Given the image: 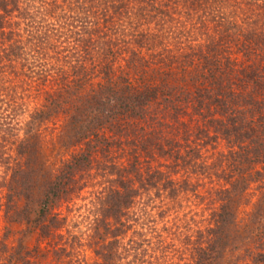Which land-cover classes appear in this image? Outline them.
<instances>
[{"label":"trees","instance_id":"16d2710c","mask_svg":"<svg viewBox=\"0 0 264 264\" xmlns=\"http://www.w3.org/2000/svg\"><path fill=\"white\" fill-rule=\"evenodd\" d=\"M50 15L56 24L49 23ZM180 31L189 67L185 72L201 70L206 80L202 89L189 77L188 91L174 92L175 85L167 84L180 69ZM65 91L85 92L63 107ZM2 104L0 162L9 166L16 183L9 189L23 190L27 174L39 171L35 128L47 118L64 114L67 145L81 147L64 164L60 180H47L37 203L23 206L27 214L13 211L12 220L41 224L50 207L69 199L65 185L73 174L95 163L107 175L117 174L107 180L124 188L103 196L102 214L112 210L117 215L113 229L103 220V232L112 238L102 243L104 258H110L116 236L123 233L121 212L139 190L153 188L147 202L162 210L165 195L173 200L180 191H193L191 177L218 186L205 191L220 203L212 214L211 233L235 215L233 198L264 178V0H0ZM180 141L186 153L188 146L196 149L193 156L181 158V165L189 166L183 182L162 178L158 167L144 176L137 172L147 158L143 152L156 150L169 160L168 153L175 154L170 142L177 147ZM219 143L225 149H217ZM139 148L143 156L135 154ZM7 197L5 213L16 208L12 196ZM256 206L249 232L260 241L259 258L264 260V191ZM214 242L209 239L201 249L200 264L216 261L220 246Z\"/></svg>","mask_w":264,"mask_h":264},{"label":"rangeland","instance_id":"374dc122","mask_svg":"<svg viewBox=\"0 0 264 264\" xmlns=\"http://www.w3.org/2000/svg\"><path fill=\"white\" fill-rule=\"evenodd\" d=\"M182 9L184 7L180 4V10ZM48 17L49 23H57L56 16ZM18 27L21 31L24 29L23 24ZM181 35L180 31V56L176 62L178 64L180 62V69H176L177 76L168 79L167 84L175 85L174 92L177 89L183 92L188 91L191 85L189 83L188 86L185 83L193 80L197 83V87L202 89L205 87L203 82L205 77L202 76V71L193 68L191 73L185 72V69L189 67L185 65L186 58L184 52L181 51L183 38ZM225 54L220 57L223 61ZM90 75L92 78L95 77L92 73ZM94 79V82L98 81V77ZM83 92L85 91H65L64 96L67 100L62 106L70 107L76 103V100L73 102L74 96L79 93L83 94ZM28 106H33V104H28ZM4 107H6L5 104L0 105L1 110ZM66 120L64 114H58L47 118L35 128L39 151L37 156L39 159H36L38 164L35 168L39 171L27 174L23 190L21 186L14 189L8 188L10 184L12 187L16 183L10 180L9 166L0 162V264H200V255L203 252L201 249L208 246L209 239H212V242L215 240L214 243L220 246L216 254L214 252L213 258L216 261L213 264H264V260L259 258V254L263 252L257 246L260 241L256 239V235L249 232V222L256 212L257 201L264 191V178L250 183L241 195L233 198L235 215L233 218L232 216L227 218L228 222H224L225 224L220 229L216 228L211 233L209 229L212 230L211 227L214 226L212 214L216 212L220 203L213 199L214 194H212V199H208L209 195L206 197L205 191L208 192V189L218 190V186H215V189L211 188L212 185L207 182L208 180H201L199 177V181L195 182V179L191 177L188 181L196 185L193 191L183 193L180 191L177 198L173 200L165 195L162 210L156 209V202L153 204L151 201L147 202L148 198L155 194L153 188L149 191L139 190V194L134 197L132 203L120 214L121 222L118 225L122 224L123 233L116 236L117 245L108 259L102 256L104 251H101V247L102 243L112 238L103 232V220L105 219L109 229H113L117 225L113 224L117 215L114 216L112 210L107 216L102 214L103 196L115 190L124 191V188L119 182H108L107 178L113 180L118 175H107V169L102 170L100 165L94 163L93 166H87L85 170L73 174L74 178L71 177V181L65 185L71 190L68 195L69 199H61L50 207L41 224L34 226L23 219L12 220L13 211L23 212V206L32 207L37 203L47 180H60V174L64 173L66 161L81 149L77 145H67ZM170 143L169 146L174 148L172 151L175 154L172 153L170 156L168 153L171 157L169 160L166 158L167 155L157 154L156 150H153L152 155H148L140 148L137 149L135 154L139 152L142 155L143 152L147 155V158H142L141 163L137 165L139 169L137 172H141L144 176L145 173H151L153 168L158 167L157 169L162 172L160 174L162 178L165 176V179L167 177L178 183L183 182L188 174L185 173L186 167L189 169V166H182L184 162L181 158L185 155L193 156L196 149L194 145L193 147L188 146L186 149L190 151L189 154L184 150L186 145L182 141L177 147L174 142ZM166 148L168 146H165ZM3 149L5 154L9 152L5 147ZM217 149L221 151L225 148L222 143H219ZM216 151L218 153V150ZM4 153L2 155L5 157ZM207 153L211 154V152ZM151 156L159 164L151 162ZM15 161L14 159V163ZM163 163H166L165 167ZM133 175L135 177L134 173ZM191 175L197 174L194 172ZM62 181L65 183V180L62 179ZM136 185L132 188H136L138 186ZM180 186L183 185L180 184ZM195 193L198 196L195 197ZM7 194L12 196L13 202L11 203L16 208L5 213ZM8 214L11 216H7ZM24 214L27 212L24 211ZM28 215L31 217L32 214ZM224 225L228 226L224 227ZM95 229L101 235H96ZM102 235H104L103 239ZM207 251L210 253L211 250Z\"/></svg>","mask_w":264,"mask_h":264}]
</instances>
